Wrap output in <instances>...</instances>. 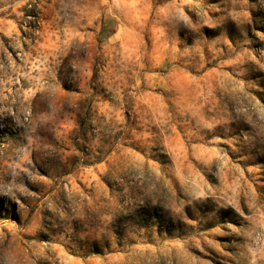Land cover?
I'll list each match as a JSON object with an SVG mask.
<instances>
[{"label": "rangeland", "instance_id": "1", "mask_svg": "<svg viewBox=\"0 0 264 264\" xmlns=\"http://www.w3.org/2000/svg\"><path fill=\"white\" fill-rule=\"evenodd\" d=\"M0 264H264V0H0Z\"/></svg>", "mask_w": 264, "mask_h": 264}]
</instances>
